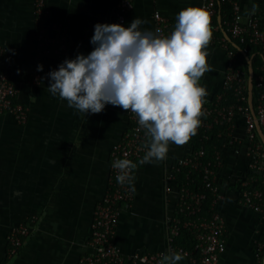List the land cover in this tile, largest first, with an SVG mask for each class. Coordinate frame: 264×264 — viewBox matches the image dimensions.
I'll use <instances>...</instances> for the list:
<instances>
[{"label":"crops","instance_id":"obj_1","mask_svg":"<svg viewBox=\"0 0 264 264\" xmlns=\"http://www.w3.org/2000/svg\"><path fill=\"white\" fill-rule=\"evenodd\" d=\"M34 1L0 0L1 67L16 83L17 101L29 114L26 123L0 115V264H79L93 250L94 212L110 189L112 148L131 121L126 110L111 104L84 118L48 92L47 74L65 59L93 50L90 40L97 23L119 24L120 0H47L48 22L62 23L67 30L69 51L63 58L40 54ZM203 2L134 0L128 22L140 18L146 21L142 28L155 31L154 14L159 12L170 21L172 31L182 9L202 8ZM239 3L244 19H264V0ZM253 4L258 5L254 12ZM223 25L219 13L213 23L220 28L217 34ZM206 51L211 53L207 61L214 70L206 72L198 84L206 85L210 100L226 90L228 52L218 42H210ZM38 65H43L40 83L33 79ZM248 146L246 119L237 114L232 130L220 131L215 144V153L221 157L215 209L226 220V250L219 264H263L264 212L243 201V183L251 176ZM194 150L191 139L182 146L170 142L166 160L138 166L131 184L133 200L122 209L115 235V243L125 254L168 249V220L178 197L173 178L179 159ZM20 224H30L32 231L21 250L11 255L8 234ZM178 264H188L187 258Z\"/></svg>","mask_w":264,"mask_h":264},{"label":"built area","instance_id":"obj_2","mask_svg":"<svg viewBox=\"0 0 264 264\" xmlns=\"http://www.w3.org/2000/svg\"><path fill=\"white\" fill-rule=\"evenodd\" d=\"M134 0H120L116 11L119 24L128 27L129 15L133 9ZM229 4L232 15L226 19L227 33L232 39L242 43L261 46L264 49V19L258 16L244 19L239 0H204L202 8L210 15L213 33L210 42L220 43L228 52V72L225 79V92L215 99L207 100L203 105L206 115L201 117V125L197 132L211 131L215 126H222L229 132L232 130L234 118L237 114L245 117L247 123L248 154L250 155L251 176L244 181L243 201L247 207L258 212H264V187H258V174L264 175V144L257 129V121L264 131V65L261 73L256 77V87L259 90L252 113L249 105L248 75L242 67L238 52L232 48L229 40L218 35L220 29L213 26L219 16V3ZM34 13L38 25V46L41 55L63 58L68 54V34L66 27L59 22L49 23L50 11L47 0L34 1ZM156 28L164 34H170V21L159 12L154 14ZM142 27V26H141ZM247 52V48H244ZM4 49L0 45V115L9 114L17 122L26 123L29 118L28 109L17 101L18 88L16 83L1 67ZM36 83L42 80L41 73L36 70ZM255 84V83H254ZM255 87V85H254ZM234 92V101L228 99L229 91ZM131 121L129 129L122 140L115 144L111 151L112 162L115 159L127 158L136 162L146 152V137L144 130L139 127L137 117L130 110ZM260 138V140H259ZM221 165V157L215 153L212 160H205L203 147L179 159L177 171H186L185 178L180 182L175 174L173 178L178 188L177 207L175 213L169 217V247L166 251L150 253L135 252L125 254L115 243V235L123 208L129 207L134 196L132 185H121L116 182L117 171L111 166L110 189L94 212L92 223L91 247L92 252L79 261V264H159L162 254L180 252L187 258L188 264H219L222 254L226 250V220L215 209L218 188L216 186L217 169ZM197 172L201 185L192 174ZM264 185V182H263ZM172 188L168 187L170 191ZM215 199L213 209H204L208 193ZM188 230L195 238L194 250H184L174 246V240L182 230ZM32 231L30 224H20L10 229L8 234L9 252L16 255L22 248L24 238ZM260 264V263H258Z\"/></svg>","mask_w":264,"mask_h":264},{"label":"clouds","instance_id":"obj_3","mask_svg":"<svg viewBox=\"0 0 264 264\" xmlns=\"http://www.w3.org/2000/svg\"><path fill=\"white\" fill-rule=\"evenodd\" d=\"M257 9L253 4L252 11ZM145 23L136 17L128 27L97 23L90 40L93 50L65 59L47 74L48 92L84 118L108 104L136 115L147 150L138 162H112L121 185L133 184L139 165L166 160L170 142L182 146L197 134L209 95L198 81L214 70L207 61L213 33L205 8L182 9L170 34L144 29ZM37 70L43 71V65ZM184 258L180 252L162 254L159 264H178Z\"/></svg>","mask_w":264,"mask_h":264},{"label":"trees","instance_id":"obj_4","mask_svg":"<svg viewBox=\"0 0 264 264\" xmlns=\"http://www.w3.org/2000/svg\"><path fill=\"white\" fill-rule=\"evenodd\" d=\"M219 12L222 17V22H224L226 19H228L232 15L231 7L229 4L219 3ZM216 23L217 22L216 20ZM222 30L225 31V26L223 25ZM223 31L220 32L218 35L223 36ZM230 36V35H229ZM234 43V44H233ZM232 48H234L238 52V56L242 62V67L246 72V75H248V62L246 59V55L249 57H252L253 60V67L255 70V79L256 77L261 73V69L264 65V57L262 56V50L261 46L253 45L250 43H242L239 40L232 39L231 43ZM244 48H247V52H244ZM254 79L255 87H254V103L256 104L257 95L259 90L256 87V81ZM228 99L230 101H234V92L232 90L229 91ZM226 130V128L222 126H215L211 131L208 132H197V134L190 139L193 141L195 150L203 147L205 149V160H212L215 157V144L218 140V133L220 131ZM260 140V138H259ZM261 141V140H260ZM186 171H179L176 172L177 178L180 182H182L185 178ZM192 177L197 181V187L198 185H201V179L199 177V174L197 172H194L192 174ZM264 175L258 174V187H264ZM215 197L214 195L209 192L207 200L205 201L204 209L206 212H210L213 209V201ZM174 246L183 248L184 250H194V247L196 245V240L194 236L188 231V230H182L180 235L176 237L174 240Z\"/></svg>","mask_w":264,"mask_h":264},{"label":"water","instance_id":"obj_5","mask_svg":"<svg viewBox=\"0 0 264 264\" xmlns=\"http://www.w3.org/2000/svg\"><path fill=\"white\" fill-rule=\"evenodd\" d=\"M227 39L232 43V38L229 36L228 33L225 32ZM234 44V43H233ZM246 59L248 62V91H249V105L253 114H255V107H254V78H255V70L253 67V60L252 57L246 55ZM257 129L260 135V138L264 144V131L260 126L259 122L257 121ZM264 264V258H263Z\"/></svg>","mask_w":264,"mask_h":264}]
</instances>
